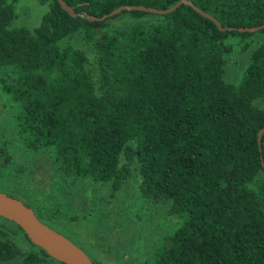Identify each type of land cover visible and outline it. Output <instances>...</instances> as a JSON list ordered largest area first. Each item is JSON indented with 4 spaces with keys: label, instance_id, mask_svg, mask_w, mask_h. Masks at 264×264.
I'll list each match as a JSON object with an SVG mask.
<instances>
[{
    "label": "trees",
    "instance_id": "16d2710c",
    "mask_svg": "<svg viewBox=\"0 0 264 264\" xmlns=\"http://www.w3.org/2000/svg\"><path fill=\"white\" fill-rule=\"evenodd\" d=\"M32 29L12 25L0 0V90L16 104L14 131L25 149L50 151L58 177L103 183L116 195L134 168L138 192L179 218L154 264H264V27L219 30L177 0H37ZM222 27L264 23V0H190ZM127 15L112 26L109 20ZM78 34L89 52L68 43ZM234 49L248 51L237 83L224 80ZM0 143V175L9 154ZM8 195H14L8 191ZM49 225L41 206L23 200ZM44 210V209H43ZM0 239V264H62L32 244Z\"/></svg>",
    "mask_w": 264,
    "mask_h": 264
},
{
    "label": "rangeland",
    "instance_id": "374dc122",
    "mask_svg": "<svg viewBox=\"0 0 264 264\" xmlns=\"http://www.w3.org/2000/svg\"><path fill=\"white\" fill-rule=\"evenodd\" d=\"M13 9L12 25L32 29L46 5L37 0H13ZM125 19L124 14L108 22L119 26ZM68 43L89 52L88 43L78 34L69 38ZM247 55L248 51L233 50L224 65V80L237 83ZM15 110L16 104L0 90V143H5L9 154L4 173L0 175V192H13L34 206H41L43 217L40 219L47 221L48 218L52 229L82 248L94 261L154 264L155 250L179 221L169 213V205L157 204L139 195V177L134 168L113 196L108 195L107 184L60 179L50 151H29L16 137ZM1 223L5 236L0 235V239H10L20 251L29 247L19 231L13 232L10 223Z\"/></svg>",
    "mask_w": 264,
    "mask_h": 264
},
{
    "label": "water",
    "instance_id": "95a60500",
    "mask_svg": "<svg viewBox=\"0 0 264 264\" xmlns=\"http://www.w3.org/2000/svg\"><path fill=\"white\" fill-rule=\"evenodd\" d=\"M59 6L67 12L70 16L74 17L77 14L73 12L72 8L68 6L63 0H56ZM184 4L190 6L195 12L201 16L210 19L214 22L219 30H237L239 32H253L264 27V23L256 26L250 27H227L224 28L220 23L210 14L202 11L195 5H193L190 0H177L171 6L163 9H157L149 6L143 5H120L107 13L100 16H92L87 14H81L84 18L88 20L101 21L105 18L118 14L119 12L126 10H137L150 12L154 14H165L168 13L179 5ZM264 132V126L260 127L256 132L257 146L260 145V136ZM260 163L264 169V164L262 159ZM0 217L4 218L16 226H18L22 232L25 234L26 238L34 245L41 248L50 258L62 264H101L100 262L92 260L88 254L80 248L78 245L74 244L67 237L59 233L58 231L52 229L50 226L41 222L34 214L32 209L23 203V201L17 197L8 195L6 193L0 192Z\"/></svg>",
    "mask_w": 264,
    "mask_h": 264
}]
</instances>
